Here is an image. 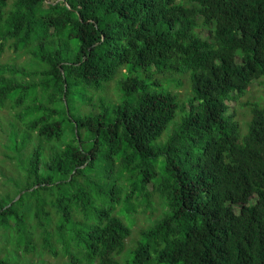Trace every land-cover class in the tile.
I'll return each instance as SVG.
<instances>
[{"label":"trees","instance_id":"obj_1","mask_svg":"<svg viewBox=\"0 0 264 264\" xmlns=\"http://www.w3.org/2000/svg\"><path fill=\"white\" fill-rule=\"evenodd\" d=\"M260 78L264 0H0V264H264Z\"/></svg>","mask_w":264,"mask_h":264},{"label":"rangeland","instance_id":"obj_2","mask_svg":"<svg viewBox=\"0 0 264 264\" xmlns=\"http://www.w3.org/2000/svg\"><path fill=\"white\" fill-rule=\"evenodd\" d=\"M2 62L7 63H16L19 66L26 64L28 60V55L26 53H21V55H17L12 49H8L1 57ZM177 79H179L177 77ZM180 80L182 81L181 85H178L176 81H174L170 88L178 93L183 100H187V97L190 93V80L189 76H181ZM117 83L118 79L113 80L110 82L106 88V94L110 96L112 99H117ZM99 95L97 94V99ZM259 103L260 105H264V78L257 79L253 81V83L249 86L246 93L240 96L237 100L231 102V108L236 115L234 118L236 121L242 123L241 129L238 128V131L242 134L247 132V124L251 118V111H250V103ZM91 105H86L82 108V111L88 112L91 110ZM231 109V110H232ZM15 120L13 113L9 109L0 110V190H2L9 182L7 181L6 175L2 174V170L6 174H13V169L15 168L7 158L6 153H11L6 147L7 139H8V132L10 130V121ZM246 129V130H244ZM14 191V187L11 189ZM156 202L158 205L155 210L150 211L149 213H144L139 208L140 211L137 213L136 223L133 228V233L131 237L128 239V247L133 246V243L138 238L140 232L143 228L147 225L152 223V220L155 219L157 216L161 214L163 211V207L159 204V198L155 196ZM238 208V206H237ZM124 256H122L123 258ZM48 259L52 262L54 259L53 257H49Z\"/></svg>","mask_w":264,"mask_h":264}]
</instances>
